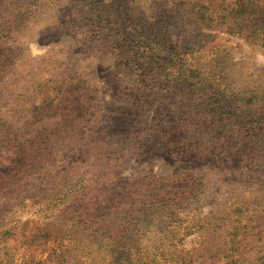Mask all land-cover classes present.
Here are the masks:
<instances>
[{"label":"rangeland","instance_id":"1","mask_svg":"<svg viewBox=\"0 0 264 264\" xmlns=\"http://www.w3.org/2000/svg\"><path fill=\"white\" fill-rule=\"evenodd\" d=\"M264 0H0V264H264Z\"/></svg>","mask_w":264,"mask_h":264},{"label":"trees","instance_id":"2","mask_svg":"<svg viewBox=\"0 0 264 264\" xmlns=\"http://www.w3.org/2000/svg\"><path fill=\"white\" fill-rule=\"evenodd\" d=\"M255 21L256 22H254V24L252 23V26L250 28L254 27V33H257L259 31V33L262 35V39H264V26H259V21L257 19H255Z\"/></svg>","mask_w":264,"mask_h":264}]
</instances>
